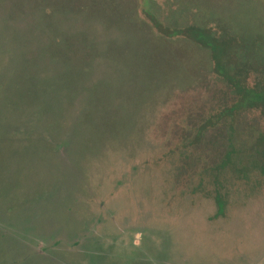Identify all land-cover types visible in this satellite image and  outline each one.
Wrapping results in <instances>:
<instances>
[{"label":"rangeland","instance_id":"374dc122","mask_svg":"<svg viewBox=\"0 0 264 264\" xmlns=\"http://www.w3.org/2000/svg\"><path fill=\"white\" fill-rule=\"evenodd\" d=\"M154 20L264 70V0H0V264H264V115L218 121L209 50Z\"/></svg>","mask_w":264,"mask_h":264},{"label":"trees","instance_id":"16d2710c","mask_svg":"<svg viewBox=\"0 0 264 264\" xmlns=\"http://www.w3.org/2000/svg\"><path fill=\"white\" fill-rule=\"evenodd\" d=\"M153 26L168 38L181 36L198 44L203 49L209 50L216 76L225 81L230 88V90L213 89L215 94L218 95L219 93L222 95V99L227 100L226 104L229 103L218 114V121H227L230 123V127L234 121L233 116L235 114L251 110H261L264 115V70H261L262 66L260 62L255 61L253 58V61H250L252 55L250 57L246 54L250 52V49L245 45V40L241 44L242 37L230 33L227 36L223 35V31L217 25L200 28L189 26L170 30L154 20ZM253 42L255 44V41ZM232 50L246 51L244 53V60L240 61L236 55H232ZM259 74H261L260 78L258 77ZM250 79L253 82L252 85H248ZM263 140L264 137L261 138L262 142ZM230 157L231 154L227 153L226 158Z\"/></svg>","mask_w":264,"mask_h":264}]
</instances>
